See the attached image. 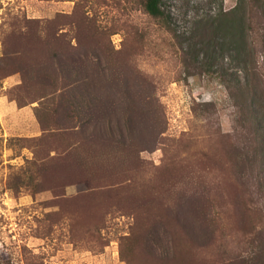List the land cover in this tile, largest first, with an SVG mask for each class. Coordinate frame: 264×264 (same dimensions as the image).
<instances>
[{
  "label": "rangeland",
  "instance_id": "1",
  "mask_svg": "<svg viewBox=\"0 0 264 264\" xmlns=\"http://www.w3.org/2000/svg\"><path fill=\"white\" fill-rule=\"evenodd\" d=\"M163 7L0 0V264H264V0Z\"/></svg>",
  "mask_w": 264,
  "mask_h": 264
},
{
  "label": "trees",
  "instance_id": "2",
  "mask_svg": "<svg viewBox=\"0 0 264 264\" xmlns=\"http://www.w3.org/2000/svg\"><path fill=\"white\" fill-rule=\"evenodd\" d=\"M145 8L146 10L153 16L155 17H165L167 15V12L165 10V8L163 7V0H145ZM254 91H257V86L255 84H252ZM247 89H249V86L247 87ZM264 95V94H263ZM255 102V101H254ZM253 102V104H254ZM264 103H262L263 105ZM249 104H247V109ZM260 121L262 122V124L264 125V114L259 118V116L255 119L254 117V122L255 123H260Z\"/></svg>",
  "mask_w": 264,
  "mask_h": 264
}]
</instances>
